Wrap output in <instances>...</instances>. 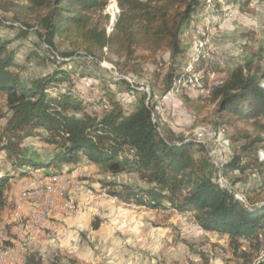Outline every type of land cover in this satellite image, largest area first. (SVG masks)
<instances>
[{
  "label": "trees",
  "instance_id": "1",
  "mask_svg": "<svg viewBox=\"0 0 264 264\" xmlns=\"http://www.w3.org/2000/svg\"><path fill=\"white\" fill-rule=\"evenodd\" d=\"M204 1L116 0L114 9L110 3V16L106 12L109 0H0V11L11 15L22 33L34 30L51 46L58 38L73 52L103 55L105 50L118 71L133 78L148 74L151 88L161 79L163 91L175 92L195 120L213 106L216 127L246 126L238 137H230L242 142L232 145L231 155L221 163L229 189L210 173L207 150L200 142L159 131L152 120L156 102L146 101L145 93L127 107L106 85L93 97L72 88L51 92L56 85L69 84L70 75L55 69L31 82L24 80L23 66L16 62L8 41L0 38V94L6 103V110L0 112L4 119L0 152L9 164V170L0 175V212L7 202L4 190L9 181L30 175L31 169L60 174L62 164L74 165L86 157L111 175L132 174L141 182L116 184L100 179L109 194L146 209L190 214L203 232L226 235L227 250L242 260L240 264L262 258L264 69L249 60L210 87L207 76H201L206 91L192 95L184 91L178 80L192 72L184 70L188 57L181 34ZM248 3L245 0L243 5ZM143 62L152 67H143ZM207 63L199 57L192 71L198 72ZM35 136L53 146L51 154L40 157L26 151L23 141ZM249 176L253 179L248 183ZM115 185L118 188H111ZM92 227L96 229L98 223ZM22 264H39L36 252L25 254ZM71 264L78 263L72 260Z\"/></svg>",
  "mask_w": 264,
  "mask_h": 264
},
{
  "label": "rangeland",
  "instance_id": "2",
  "mask_svg": "<svg viewBox=\"0 0 264 264\" xmlns=\"http://www.w3.org/2000/svg\"><path fill=\"white\" fill-rule=\"evenodd\" d=\"M244 1L205 0L192 14L191 22L181 34L188 57L184 70L192 73L178 80L187 94H198L189 90L191 85H195V80L202 84L201 76H207L210 87L225 78L235 66L249 60H254L264 69V0H249L247 6L243 5ZM110 3L111 9H114L116 0H109L107 8ZM111 9H106L110 16ZM109 26L110 23L107 30ZM0 38L8 41V48L13 50L16 62L23 66L20 75L24 80L31 82L55 69H63L70 75L69 84L64 82L56 85L49 89L51 92L72 88L83 96L93 97L100 94L101 85H106L115 90L116 96L127 107H131L135 98L145 93L150 104L156 102L152 120L158 124L159 131L168 130L171 134L200 142L209 153L210 173L220 185L229 189L227 179L221 174L219 155H231L232 145L238 146L242 142L233 141L232 138L230 140V137L234 134L238 137L239 130L246 128L243 124L235 128L216 127L213 106L197 120L179 102L174 107L182 112L183 117L180 113H173V99L179 98L173 91H163L161 79L151 88L148 74H139L133 78L130 74L118 71L112 63L113 57L105 50L103 55L98 52L93 55L83 51L73 52L66 42L58 38L54 39L51 46L34 30L22 33L20 25L11 21V15L1 11ZM207 53H210L211 60L201 70L193 72V63L199 57L206 60ZM142 64L146 68L152 67L150 62ZM124 75L135 81L130 86L126 85L122 80L126 81ZM206 89L202 87V91ZM5 110V97L0 94V112ZM3 121L0 119V125ZM206 128H212L217 133L216 137L207 140V144L201 140L200 132ZM22 144L33 156L45 157L53 151V146L37 136L26 138ZM7 170L8 160L5 153L0 152V175ZM32 172L30 175L36 174V179L11 180L4 190L7 202L0 212V254L7 250L3 258L8 259V262L0 264H22L24 255L33 251L36 252L39 264H71L72 260L78 264L242 262L225 249V238L201 232L190 214L170 209H146L133 202H126L109 194V189L102 187L99 181L107 179L116 184L131 185L141 183L132 174L111 175L86 157L74 165L62 164L60 174L51 173H57L56 170ZM252 179V176L246 177V182ZM38 182L40 186H37ZM49 184L51 199L56 202L50 211V221L52 224L59 222V226L55 232L52 228H42L36 232L29 220L47 198L45 187H49ZM111 188H118V185ZM36 192L41 195L36 196ZM86 192L96 196L103 193L106 196H100L87 204ZM69 197L73 200L74 209L70 215L65 216L60 213V204ZM239 198L243 200L242 196ZM95 222L98 223L96 229L92 227ZM260 257L253 264H264V254Z\"/></svg>",
  "mask_w": 264,
  "mask_h": 264
},
{
  "label": "built area",
  "instance_id": "3",
  "mask_svg": "<svg viewBox=\"0 0 264 264\" xmlns=\"http://www.w3.org/2000/svg\"><path fill=\"white\" fill-rule=\"evenodd\" d=\"M210 53H207L206 55V61L208 62L210 59ZM124 78L126 79V81L129 83V84H132L135 80L130 78L129 76L127 75H124ZM141 89H143V87L141 86ZM148 99L146 98V101ZM174 111L173 113L177 112V113H180L183 117V114L182 112H180L178 110L177 107H173L172 108ZM201 132V140H203L204 143L207 144V140L209 138H213V137H216L217 136V133L214 129L212 128H206V129H202L200 130ZM207 150V149H206ZM218 154V153H217ZM207 156L209 158V153H207ZM258 157H262L260 152H258ZM219 166L220 164L225 161L226 159V156L224 155H219ZM39 185V182L37 183V186ZM45 191L47 193V198L45 199V201L43 202V205L40 206V209L36 210L33 212L34 214V221L32 223V228L35 229L36 232H38V229H42V228H52L53 231H57V228L59 226V222H56L54 224H52V222L50 221V207L53 205L52 204V200H51V185L49 184V187H45ZM87 193V192H86ZM100 196H106L105 194L101 193L100 195H90L89 193L86 194V197L85 199L87 200V204H89L92 200L94 199H98ZM67 202L70 200V197L68 199H66ZM94 204V202H92ZM60 213L62 215H70L71 213L68 211V210H60ZM198 227V226H197ZM198 229L201 230L200 227H198ZM201 232H203L201 230ZM22 250H24V248L22 247ZM15 257H18V255H15ZM0 262H8V259L6 258H3V255H0Z\"/></svg>",
  "mask_w": 264,
  "mask_h": 264
},
{
  "label": "bare ground",
  "instance_id": "4",
  "mask_svg": "<svg viewBox=\"0 0 264 264\" xmlns=\"http://www.w3.org/2000/svg\"><path fill=\"white\" fill-rule=\"evenodd\" d=\"M203 75V74H202ZM183 80V79H182ZM188 81V80H187ZM196 81V83H195V85H191V88H190V86H189V88H190V92H195V93H199V92H201L202 91V87H203V83L202 84H199L198 82H197V80H195ZM202 81V80H201ZM183 82V81H182ZM182 85H184V84H182ZM201 85V86H200ZM188 91V90H187ZM197 91V92H196ZM40 186V185H39ZM222 186V185H221ZM52 191V190H51ZM93 195V194H92ZM52 200V206L50 207V211L52 210V207L54 206V205H56V202L53 200V199H51ZM242 201H244V200H242ZM73 209H74V203H73V200L72 199H70L68 202H67V200H65V202H63V203H61L60 204V210H68L70 213L73 211ZM30 225L32 226V223H33V221H34V214H32L31 215V217H30ZM7 251V250H6ZM6 251L5 252H1V254L0 255H4L5 253H6ZM264 254V241H263V249H262V255ZM15 259V258H14Z\"/></svg>",
  "mask_w": 264,
  "mask_h": 264
},
{
  "label": "crops",
  "instance_id": "5",
  "mask_svg": "<svg viewBox=\"0 0 264 264\" xmlns=\"http://www.w3.org/2000/svg\"><path fill=\"white\" fill-rule=\"evenodd\" d=\"M179 102V99H173V104H172V108L177 104ZM32 171H34L33 169H31V170H29V172L30 173H34V172H32ZM35 171H46V170H39V169H37V170H35ZM36 174H34V176H32V175H30V176H19V177H16L15 179H14V181L15 180H17L18 178H22V179H25V180H30V179H32V180H34V179H36ZM40 177V176H39ZM44 179H47V177H44ZM37 194H36V196H39V195H41V193L40 192H36ZM113 198V197H112ZM156 210V209H155ZM181 214H183V213H181ZM203 233H205L206 235H212V236H221L222 238H225L226 239V242L224 243L225 244V249L227 250V242H228V237L226 236V235H220V234H218V233H215V232H208V231H204Z\"/></svg>",
  "mask_w": 264,
  "mask_h": 264
}]
</instances>
